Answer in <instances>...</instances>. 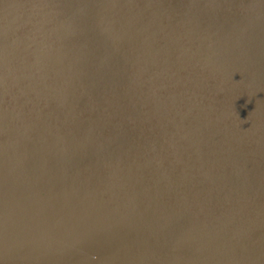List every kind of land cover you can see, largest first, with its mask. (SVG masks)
<instances>
[{
    "label": "water",
    "instance_id": "95a60500",
    "mask_svg": "<svg viewBox=\"0 0 264 264\" xmlns=\"http://www.w3.org/2000/svg\"><path fill=\"white\" fill-rule=\"evenodd\" d=\"M0 264H264V0H0Z\"/></svg>",
    "mask_w": 264,
    "mask_h": 264
}]
</instances>
